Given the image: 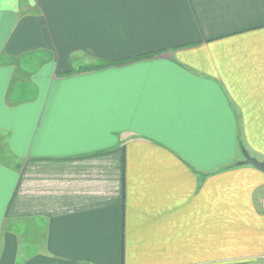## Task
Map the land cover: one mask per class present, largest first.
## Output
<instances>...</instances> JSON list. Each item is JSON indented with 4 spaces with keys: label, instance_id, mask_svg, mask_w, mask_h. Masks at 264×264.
Here are the masks:
<instances>
[{
    "label": "crops",
    "instance_id": "obj_1",
    "mask_svg": "<svg viewBox=\"0 0 264 264\" xmlns=\"http://www.w3.org/2000/svg\"><path fill=\"white\" fill-rule=\"evenodd\" d=\"M244 150L264 0H0V264H264Z\"/></svg>",
    "mask_w": 264,
    "mask_h": 264
},
{
    "label": "water",
    "instance_id": "obj_2",
    "mask_svg": "<svg viewBox=\"0 0 264 264\" xmlns=\"http://www.w3.org/2000/svg\"><path fill=\"white\" fill-rule=\"evenodd\" d=\"M245 159L242 163L251 164L254 167L264 172V161L252 156L248 151L244 150Z\"/></svg>",
    "mask_w": 264,
    "mask_h": 264
},
{
    "label": "trees",
    "instance_id": "obj_3",
    "mask_svg": "<svg viewBox=\"0 0 264 264\" xmlns=\"http://www.w3.org/2000/svg\"><path fill=\"white\" fill-rule=\"evenodd\" d=\"M143 56H145V55H143ZM140 57H142V56H140ZM107 64H109V63H102V64H99V65H107ZM99 65H93V66H87V67H84L83 69H89V68H94V67H97V66H99Z\"/></svg>",
    "mask_w": 264,
    "mask_h": 264
}]
</instances>
